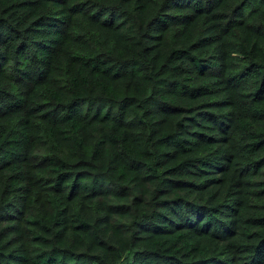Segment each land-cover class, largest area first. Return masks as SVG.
Returning <instances> with one entry per match:
<instances>
[{
  "label": "trees",
  "instance_id": "trees-1",
  "mask_svg": "<svg viewBox=\"0 0 264 264\" xmlns=\"http://www.w3.org/2000/svg\"><path fill=\"white\" fill-rule=\"evenodd\" d=\"M0 264H264V0H0Z\"/></svg>",
  "mask_w": 264,
  "mask_h": 264
}]
</instances>
